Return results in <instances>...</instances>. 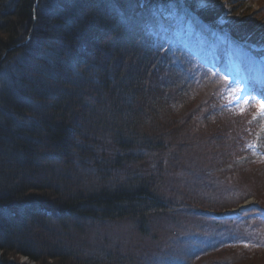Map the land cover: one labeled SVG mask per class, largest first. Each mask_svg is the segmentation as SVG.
Instances as JSON below:
<instances>
[{
  "label": "trees",
  "instance_id": "trees-1",
  "mask_svg": "<svg viewBox=\"0 0 264 264\" xmlns=\"http://www.w3.org/2000/svg\"><path fill=\"white\" fill-rule=\"evenodd\" d=\"M193 1L204 22L258 43L261 12L227 26L219 0ZM35 2L0 0V264H96L106 244L91 239L87 255L85 226L164 211L147 170L129 167L134 151L169 148L172 125L152 120L189 96L156 29L158 0H40L34 18Z\"/></svg>",
  "mask_w": 264,
  "mask_h": 264
},
{
  "label": "rangeland",
  "instance_id": "rangeland-1",
  "mask_svg": "<svg viewBox=\"0 0 264 264\" xmlns=\"http://www.w3.org/2000/svg\"><path fill=\"white\" fill-rule=\"evenodd\" d=\"M234 1L219 0L226 9L221 17L224 25L234 22L238 26L242 23L241 17L248 15L252 19L255 16L250 14L254 11H264V0H240L236 12L233 9ZM194 4L199 8L214 7L215 0H206L205 7H201L197 0H194ZM185 5L183 0H175L174 4L168 2V14L187 10ZM240 11L245 12L239 15ZM261 23L264 26V12L261 13ZM182 29L195 31L192 35H180V44L185 51L193 50L199 61L214 65L223 71L224 76L208 69L209 72H196L195 68L189 66L191 81L200 83V87L208 84L204 92L209 93L213 101H206L200 90H194L193 96L179 106L172 107L166 100L169 108L152 120L172 125L174 133L169 148L134 151V155L140 156L142 161L138 159L129 169L132 174L138 170H147L145 174L153 178L154 187L157 188V192L153 191L151 195L161 202L157 204L164 211L155 214L152 213L154 210L130 211L131 220L103 221L91 228L85 226L82 239H87V249H84L87 255H91V239L100 237L106 244V249L96 253L99 261H95L96 264H185L188 257L194 256L195 251L201 247V256L204 258L191 264H264V223L254 218L258 212L254 211V204L264 203V157L257 156L252 149L253 145L259 147V140L263 138L264 115L259 109L260 101L250 99V95L247 96L245 92L250 87V75L245 64L248 60L253 61L256 69L261 70L264 52L255 56L254 53H247L244 48L239 55V47L231 46L227 57L238 59L239 64L231 62L229 68V60L222 50V38L219 35L225 32V28L217 30V35L201 18L194 16L192 21H186ZM257 32L253 35L259 37L258 41H264V29H257ZM199 47L208 48V51L198 54ZM179 63L176 60L173 66L178 68ZM242 66L246 75L235 78ZM188 83L187 76L182 79L180 89L182 85L188 86ZM163 105L166 106L165 103ZM232 108L234 110L229 116L226 110ZM239 116L244 119L247 128L234 119ZM228 129L233 131L229 132ZM245 147L250 148L248 153H245ZM238 192L249 196L250 203L254 202L245 205L246 211L231 214L230 218L211 215L213 219L191 212L195 207L198 210L211 209L212 203H222L225 194L235 196ZM196 223H204L205 226L203 229L201 226L198 228ZM250 224L258 226L255 229ZM216 233L218 239L212 237ZM196 235L210 237L213 241L211 244L201 241L200 244L193 238ZM216 247L220 251H211ZM2 256L3 253H0V258ZM14 259L11 261L19 259L24 264H30L26 257Z\"/></svg>",
  "mask_w": 264,
  "mask_h": 264
},
{
  "label": "bare ground",
  "instance_id": "bare-ground-1",
  "mask_svg": "<svg viewBox=\"0 0 264 264\" xmlns=\"http://www.w3.org/2000/svg\"><path fill=\"white\" fill-rule=\"evenodd\" d=\"M261 24L263 25V23H261ZM263 85H264V80H263ZM263 132H264V131H263ZM263 140H264V135H263V138H261V139L259 140V148H257V149H259V150L262 151V152H264V142H263ZM252 202H254V201H252ZM252 202H251V203H252ZM251 203H250L249 201H247L245 204H246V205H248V204L251 205ZM16 222H17V221H15L14 219H12V220L10 221V225L13 226L12 229H11V228L8 229L10 232L17 231L16 228L19 227V225H18Z\"/></svg>",
  "mask_w": 264,
  "mask_h": 264
},
{
  "label": "snow or ice",
  "instance_id": "snow-or-ice-1",
  "mask_svg": "<svg viewBox=\"0 0 264 264\" xmlns=\"http://www.w3.org/2000/svg\"><path fill=\"white\" fill-rule=\"evenodd\" d=\"M197 3L201 6V7H205L206 5V0H197ZM250 99L252 98L251 96L249 97ZM247 103V101H245ZM259 109L262 115H264V100H261L259 103Z\"/></svg>",
  "mask_w": 264,
  "mask_h": 264
},
{
  "label": "water",
  "instance_id": "water-1",
  "mask_svg": "<svg viewBox=\"0 0 264 264\" xmlns=\"http://www.w3.org/2000/svg\"><path fill=\"white\" fill-rule=\"evenodd\" d=\"M36 4H38V1L36 2Z\"/></svg>",
  "mask_w": 264,
  "mask_h": 264
}]
</instances>
